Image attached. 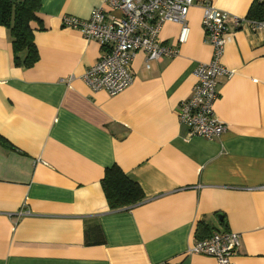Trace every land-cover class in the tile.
<instances>
[{
	"label": "crops",
	"instance_id": "1",
	"mask_svg": "<svg viewBox=\"0 0 264 264\" xmlns=\"http://www.w3.org/2000/svg\"><path fill=\"white\" fill-rule=\"evenodd\" d=\"M102 1L40 0L30 67L26 50L15 63L0 25V264H216L188 252L199 222L200 237L240 235L234 264H264V30L228 26L221 63L232 75L217 78L214 103L227 128L207 139L178 116L212 55L204 0L189 8L184 42L179 23L158 32L179 53L136 50L132 82L114 95L81 78L105 48L61 21L87 19ZM210 1L247 17L259 0ZM113 165L141 187V202L110 208L101 179Z\"/></svg>",
	"mask_w": 264,
	"mask_h": 264
},
{
	"label": "built area",
	"instance_id": "2",
	"mask_svg": "<svg viewBox=\"0 0 264 264\" xmlns=\"http://www.w3.org/2000/svg\"><path fill=\"white\" fill-rule=\"evenodd\" d=\"M195 3V0H103L91 10L87 19L64 15L63 25L78 29L85 38L105 48L81 78L92 91L104 90L114 95L132 82L130 63L136 50L143 49L147 59L176 56L178 47L163 43L158 32L165 22L179 23L178 42H184L188 33L186 16ZM201 7L202 27L212 55L208 62L195 67L196 81L190 96L181 100L178 116L190 128L191 135L214 139L227 128L216 116L214 103L218 98L217 78L232 75V70L221 63L228 26L248 25L254 31L264 30V19L231 15L210 0L202 1ZM114 11L119 15H114ZM239 247L238 233L216 230L208 237L197 239L188 252L211 256L216 264H234Z\"/></svg>",
	"mask_w": 264,
	"mask_h": 264
},
{
	"label": "trees",
	"instance_id": "3",
	"mask_svg": "<svg viewBox=\"0 0 264 264\" xmlns=\"http://www.w3.org/2000/svg\"><path fill=\"white\" fill-rule=\"evenodd\" d=\"M39 7L40 0H0V25L9 30L16 64L21 63L18 53L23 50L27 51V56L23 61L25 67L33 66L39 58L34 42V32L31 27V22L38 20L36 12ZM247 18L253 20L264 19V0L252 3ZM101 185L107 202L112 209L135 205L144 199L141 187L128 179L117 165L105 170ZM207 229L204 222H199L196 225L195 232L199 238H203L206 235L203 237H200V235Z\"/></svg>",
	"mask_w": 264,
	"mask_h": 264
}]
</instances>
